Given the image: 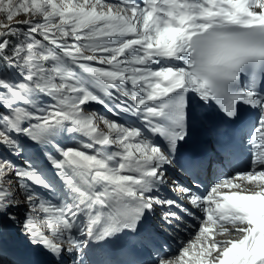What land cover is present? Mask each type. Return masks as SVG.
Wrapping results in <instances>:
<instances>
[{"label": "snow or ice", "instance_id": "6c2138e0", "mask_svg": "<svg viewBox=\"0 0 264 264\" xmlns=\"http://www.w3.org/2000/svg\"><path fill=\"white\" fill-rule=\"evenodd\" d=\"M0 60L19 76L0 73V146L25 159H0V218L16 222L12 208L30 206L20 222L30 245L63 264L136 232L156 205L195 216L154 194L195 98L247 129L249 161L241 169L226 149L231 174L202 195L179 188L199 224L157 264H264V0H0ZM91 102L141 123L100 116Z\"/></svg>", "mask_w": 264, "mask_h": 264}, {"label": "rangeland", "instance_id": "374dc122", "mask_svg": "<svg viewBox=\"0 0 264 264\" xmlns=\"http://www.w3.org/2000/svg\"><path fill=\"white\" fill-rule=\"evenodd\" d=\"M16 19H18V20H23V19H25V16H24L23 14H21V15H20L19 17H17ZM16 19H14V21L12 22L13 24L16 23ZM21 27H24V26H21ZM37 37H38V36H37ZM38 39H39V38H38ZM10 42H11V40H10ZM11 43L14 44V43H15V39H14V42H11ZM8 51L11 52V49L9 48ZM10 52H9V54H10ZM15 75H16V78L19 79V76H18L17 74H15ZM1 153H3V154L5 153V152H4V149H2V148L0 149V159L5 160V156H4L5 154H4V155H1ZM6 157H9V156L6 155ZM18 157H19V156H18ZM10 159H11V158H10ZM22 161L24 162V160H22ZM19 183H23V181H19ZM21 195H23V192H21ZM17 199H20V196H18ZM19 206L22 208V206H27V205H25V204L22 203V204H20ZM27 207H30V206H27Z\"/></svg>", "mask_w": 264, "mask_h": 264}, {"label": "trees", "instance_id": "16d2710c", "mask_svg": "<svg viewBox=\"0 0 264 264\" xmlns=\"http://www.w3.org/2000/svg\"><path fill=\"white\" fill-rule=\"evenodd\" d=\"M11 40V42H14V37L9 38ZM10 52V51H8ZM10 69V66L4 61V60H0V73H6L8 72Z\"/></svg>", "mask_w": 264, "mask_h": 264}]
</instances>
